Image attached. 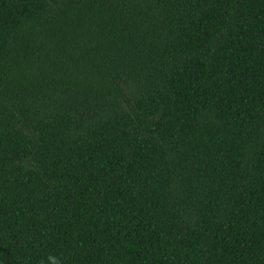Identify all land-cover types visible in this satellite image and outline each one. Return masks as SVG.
<instances>
[{
  "label": "trees",
  "instance_id": "obj_1",
  "mask_svg": "<svg viewBox=\"0 0 264 264\" xmlns=\"http://www.w3.org/2000/svg\"><path fill=\"white\" fill-rule=\"evenodd\" d=\"M264 264V0H0V264Z\"/></svg>",
  "mask_w": 264,
  "mask_h": 264
},
{
  "label": "clouds",
  "instance_id": "obj_2",
  "mask_svg": "<svg viewBox=\"0 0 264 264\" xmlns=\"http://www.w3.org/2000/svg\"><path fill=\"white\" fill-rule=\"evenodd\" d=\"M48 260L50 261V264H59V261L55 257L49 256Z\"/></svg>",
  "mask_w": 264,
  "mask_h": 264
}]
</instances>
